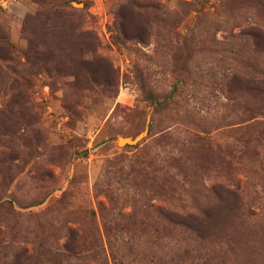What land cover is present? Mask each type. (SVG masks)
Here are the masks:
<instances>
[{"label":"rangeland","instance_id":"374dc122","mask_svg":"<svg viewBox=\"0 0 264 264\" xmlns=\"http://www.w3.org/2000/svg\"><path fill=\"white\" fill-rule=\"evenodd\" d=\"M94 251L264 264V0H0V264Z\"/></svg>","mask_w":264,"mask_h":264},{"label":"trees","instance_id":"16d2710c","mask_svg":"<svg viewBox=\"0 0 264 264\" xmlns=\"http://www.w3.org/2000/svg\"><path fill=\"white\" fill-rule=\"evenodd\" d=\"M78 245H74V246H69V245H66L64 246V250L66 251V253L69 255V256H72L74 257L75 259L76 258H80L82 253L84 252L83 251V248H81L82 251L80 250H77L75 249L74 247H76ZM92 250V249H91ZM90 250V251H91ZM106 251V250H105ZM104 251V252H105ZM107 254V253H106ZM101 258H99L98 256V253L94 251V253L92 254V256H88V260L91 264V262H94L95 264H105V262L103 263L102 261H100ZM107 262V261H106Z\"/></svg>","mask_w":264,"mask_h":264},{"label":"water","instance_id":"95a60500","mask_svg":"<svg viewBox=\"0 0 264 264\" xmlns=\"http://www.w3.org/2000/svg\"><path fill=\"white\" fill-rule=\"evenodd\" d=\"M126 144H130V145H134V144H136L138 141L137 140H132V139H126ZM125 144V145H126Z\"/></svg>","mask_w":264,"mask_h":264},{"label":"bare ground","instance_id":"6f19581e","mask_svg":"<svg viewBox=\"0 0 264 264\" xmlns=\"http://www.w3.org/2000/svg\"><path fill=\"white\" fill-rule=\"evenodd\" d=\"M122 143H125V141H124V140H122Z\"/></svg>","mask_w":264,"mask_h":264}]
</instances>
